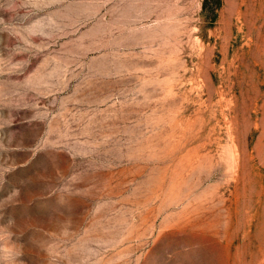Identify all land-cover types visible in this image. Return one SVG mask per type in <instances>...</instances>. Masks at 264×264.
Masks as SVG:
<instances>
[{
  "label": "rangeland",
  "instance_id": "obj_1",
  "mask_svg": "<svg viewBox=\"0 0 264 264\" xmlns=\"http://www.w3.org/2000/svg\"><path fill=\"white\" fill-rule=\"evenodd\" d=\"M0 264H264V0H0Z\"/></svg>",
  "mask_w": 264,
  "mask_h": 264
}]
</instances>
